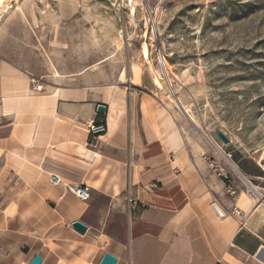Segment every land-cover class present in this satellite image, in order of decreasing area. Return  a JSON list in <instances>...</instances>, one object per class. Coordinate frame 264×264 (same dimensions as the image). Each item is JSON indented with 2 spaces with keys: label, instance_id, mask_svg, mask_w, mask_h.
<instances>
[{
  "label": "crops",
  "instance_id": "crops-1",
  "mask_svg": "<svg viewBox=\"0 0 264 264\" xmlns=\"http://www.w3.org/2000/svg\"><path fill=\"white\" fill-rule=\"evenodd\" d=\"M8 38L0 34V264L37 254L41 264H101L106 253L117 264H264V201L236 178L238 194L227 192L156 92L54 71L36 52L9 55ZM98 122L102 134L92 132ZM236 162L264 182L261 164ZM66 183L87 185L89 198Z\"/></svg>",
  "mask_w": 264,
  "mask_h": 264
},
{
  "label": "rangeland",
  "instance_id": "rangeland-1",
  "mask_svg": "<svg viewBox=\"0 0 264 264\" xmlns=\"http://www.w3.org/2000/svg\"><path fill=\"white\" fill-rule=\"evenodd\" d=\"M2 32L9 55L36 52L54 71H91L117 85L153 90L190 142L245 189L224 155L236 165L242 156L262 163L264 0H6ZM250 181L264 189V182Z\"/></svg>",
  "mask_w": 264,
  "mask_h": 264
},
{
  "label": "built area",
  "instance_id": "built-area-1",
  "mask_svg": "<svg viewBox=\"0 0 264 264\" xmlns=\"http://www.w3.org/2000/svg\"><path fill=\"white\" fill-rule=\"evenodd\" d=\"M32 82L34 84L33 88L35 90H37V91H41L42 90L43 85L39 81H37L35 79H32ZM91 129H92V132L94 134H102L103 132H105L106 126H105L104 122H98V123H93L91 125ZM205 156H206V158L208 160V163H209L210 167L212 168V170H214L226 182L227 192L231 196H236L238 194V192L234 188L235 181H234V176L232 175V173L230 171H228L225 167L221 166V164L216 159L211 158L208 155H205ZM245 178L247 179L248 182L251 183L250 179L247 176H245ZM261 180L264 181V178H261ZM51 183L56 186V185L61 184L62 181H61V178H59L58 176L52 175L51 176ZM65 185H66L68 190L72 191L80 199L87 200L89 198V187L87 185L83 184V185L73 186V185H70L68 183H66ZM261 189H262V192H258V190H255L254 187L247 186L246 191L249 194L252 193L253 194L252 196H253L254 199H256L258 201H264V189L263 188H261ZM128 201H129L130 204H132L133 207H136L137 204H138V202L136 200H133V199H129ZM232 213L235 216L241 214V219L240 220H241V222H244L245 215L242 214L241 210L237 206H235L233 208Z\"/></svg>",
  "mask_w": 264,
  "mask_h": 264
},
{
  "label": "water",
  "instance_id": "water-1",
  "mask_svg": "<svg viewBox=\"0 0 264 264\" xmlns=\"http://www.w3.org/2000/svg\"><path fill=\"white\" fill-rule=\"evenodd\" d=\"M160 58L164 59V56L161 54L160 55ZM98 112L99 113H105L106 112V106L103 105V104H100L98 106ZM218 137L224 142V143H229L230 142V139L229 137L224 134L222 131H218L217 133ZM72 227L79 233L81 234H84L87 229H88V226L86 224H84L83 222L81 221H75L72 223ZM42 256L40 255H35L33 257V259L31 260L30 264H41L42 263ZM118 262V259L116 256L112 255L111 253H106L101 261V264H117Z\"/></svg>",
  "mask_w": 264,
  "mask_h": 264
},
{
  "label": "bare ground",
  "instance_id": "bare-ground-1",
  "mask_svg": "<svg viewBox=\"0 0 264 264\" xmlns=\"http://www.w3.org/2000/svg\"><path fill=\"white\" fill-rule=\"evenodd\" d=\"M5 2H6V0H0V9L5 5ZM167 73V72H166ZM157 76L155 77V80H156V83H157V85L160 87V88H163V84H162V82L160 81L161 79H162V74H156ZM166 77H168V74H166ZM168 79V78H167ZM169 80V79H168ZM170 81V80H169ZM186 109H188V108H185L184 110H186ZM209 142L217 149V151L218 152H220V154H222V155H224V151H223V149H222V147L214 140V139H212V138H209ZM224 157L226 158V160L230 163V165H231V167L233 168V170L237 173V174H239L243 179H245V182H247L248 183V185L247 186H249V187H254V189L255 190H258V192H262V189L260 188V187H258V186H256V185H254V184H251L250 182H248L247 181V179L245 178V176H244V174L243 173H241L240 172V169L238 168V166L236 165V163L235 162H231V161H229V158H228V156H225L224 155ZM260 160H261V165H262V167L264 168V152H263V154H262V156H261V158H260ZM257 193V192H256Z\"/></svg>",
  "mask_w": 264,
  "mask_h": 264
}]
</instances>
